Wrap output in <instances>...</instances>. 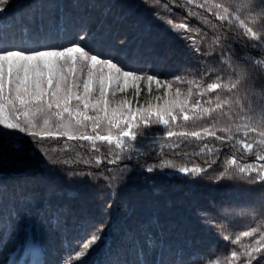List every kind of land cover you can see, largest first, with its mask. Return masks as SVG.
I'll return each instance as SVG.
<instances>
[{
    "label": "trees",
    "instance_id": "obj_1",
    "mask_svg": "<svg viewBox=\"0 0 264 264\" xmlns=\"http://www.w3.org/2000/svg\"><path fill=\"white\" fill-rule=\"evenodd\" d=\"M55 2L62 5H92L109 4L113 0ZM132 2L136 6L134 19L149 24L154 35V51L146 56V63L152 66L149 74L157 75L161 81L172 82L174 89L179 87L186 92L191 88L194 101L215 100L217 96L225 100L236 99L243 97L248 88L264 91V77L259 74L230 90L231 82L239 79L234 54L255 63L257 60L264 62V51L253 48L246 37L237 34L242 33L238 24L220 21L209 10L212 3L220 4L225 0H147L148 6L140 3V0ZM110 21L111 16L99 7L69 10L68 25L79 26L83 23L90 32L99 34ZM46 23L63 34L66 26L63 15L58 21L46 17ZM185 23L188 25L187 31L179 27ZM169 25L175 31L169 30ZM0 27L20 31L27 39L34 26L30 21L17 24L13 20V13L9 12L0 19ZM121 27L122 30L127 28V23ZM182 36L189 37L195 43L189 45ZM64 46H68L67 42ZM93 46V43L88 45ZM195 48H198V52L193 51ZM156 57L160 58L159 61ZM177 76L180 77L179 81L175 80ZM209 83H222L229 87L201 97L199 92ZM140 88L139 97L132 89L117 93V96L144 104L157 95H163V89L157 92L155 84L151 93L146 82L142 81ZM222 112L224 115L214 112L211 117L202 118L195 124L181 120L173 131H202L214 127L219 136L223 135L220 130L230 120L243 122L236 104L231 108L225 105ZM166 131L163 125H152L144 129L136 141H127L123 151L107 142L93 144L67 137L50 138L41 148L48 153L44 161L56 165L54 168L46 166L39 155L27 151L28 141L25 140L19 155L13 154L17 151L13 148L8 155L0 157V201L7 202L18 187L26 186L41 200L51 197L64 206L65 211L72 214L69 216L70 224L73 218H86L95 223V227L87 232L77 228L63 236L44 234V242L53 246L59 264H105L109 249L115 248L121 241L123 233L117 225L125 230L134 229L138 222L149 219L153 213L160 214L161 222L170 228L174 242L184 249L183 260L176 264H231L233 251L242 252L245 246L255 245L264 236V212L261 211L264 184L255 178L254 173L252 180L245 179L248 173L238 174L235 178H219L226 170L235 169L239 173L240 168L261 164L259 157L264 156L261 137L258 133L244 136L241 132L236 134L234 140L221 143L206 135L169 139ZM241 141L252 143L253 148L244 149ZM129 155L133 163L139 160L145 174L138 176L133 171L127 184L118 185L116 177L128 165ZM233 159L235 164L232 163ZM161 163L164 167H161ZM148 167L158 170L148 174ZM182 167H195L203 171L195 178L179 172ZM69 173L75 175L70 176ZM85 173L91 179H79ZM105 180H110L111 187L104 183ZM48 185H55L57 192L53 194L47 191ZM193 205L198 210H204L202 214L208 217L206 221L201 222L196 218ZM105 224L107 227H104ZM25 228L21 220L8 237L0 230V264H12L13 260L21 258L22 253H15L17 246L27 239ZM97 228L104 230L97 232ZM253 229L256 231L251 236H243V232H252ZM93 234L102 238L94 247L85 249L78 256L77 253ZM238 236L239 240L236 239Z\"/></svg>",
    "mask_w": 264,
    "mask_h": 264
},
{
    "label": "snow or ice",
    "instance_id": "obj_2",
    "mask_svg": "<svg viewBox=\"0 0 264 264\" xmlns=\"http://www.w3.org/2000/svg\"><path fill=\"white\" fill-rule=\"evenodd\" d=\"M140 3L148 6L147 0H140ZM79 7L104 9L111 16V21L99 34L88 31L83 23L69 26L70 8ZM135 7L132 0L92 5H62L55 0H0V19L11 12L17 24L30 21L34 26L27 39L20 31L0 27V157L8 155L13 148L17 149L13 154L19 155L27 140V151L39 155L46 166L54 168L56 165L43 159L48 153L41 145L47 139L67 137L93 144L107 142L123 151L127 141H136L143 130L152 125L165 126V135L169 139L206 135L224 143L234 140L237 133L242 132L244 136L258 133L260 143L264 145V91L248 88L243 97L236 99L225 100L217 96L215 100L194 101L191 88L186 92L179 87L174 89L172 82L161 81L157 75L149 74L152 66L146 63V56L154 51V35L149 24L134 19ZM209 10L220 21L238 24L242 33L237 34L246 37L253 48L264 51V0H225L220 4L212 3ZM61 15L66 25L63 34L46 23V17L58 21ZM129 20L133 22L128 23ZM125 23L127 28L122 30L121 26ZM179 27L187 31L188 25L185 23ZM169 30L175 31L171 25ZM181 38L188 40L189 45L195 43L187 36ZM65 42L68 46H64ZM89 43L94 46L88 47ZM193 51L198 52V48ZM234 55L239 79L231 82L230 90L237 88L241 82L251 80L256 74L264 77V62L257 60L252 63ZM159 59L156 57L157 61ZM175 80L179 81L180 77H175ZM142 81L146 82L150 93L155 84L157 92L163 89V95H157L144 104L117 96V93L132 89L139 97ZM225 87L229 86L209 83L199 95L203 97L208 92ZM233 104L239 106L243 122L230 120L220 130L223 135L218 136L214 127L202 131H173L181 120L195 124L202 118L211 117L214 112L224 115V106L231 108ZM241 143L244 149L253 148L252 143ZM127 159L128 165L116 177L118 185L127 184L133 171L138 176L145 174L139 160L133 163L130 155ZM259 159L261 164L258 166H245L239 169V173L235 169L226 170L219 179L248 173L245 179L252 180L254 173L255 178L264 184V156ZM232 163H236L235 159ZM161 167H164L163 163ZM157 170L148 167L147 173ZM202 171L195 167L179 169L185 176L195 178ZM69 175L74 176L75 173ZM86 178L91 179L87 173L79 177L81 180ZM104 183L111 187L110 180ZM47 191L55 194L56 186L48 185ZM192 211L201 222L208 219L202 214L204 210H198L195 205ZM261 211L264 212V205ZM70 215L51 197L41 200L26 186L18 187L7 202L0 201V230L5 237L21 220L26 225L27 239L17 246L15 253H22V256L18 261L13 260L12 264H59L53 246L44 242V234L63 236L73 229L87 232L95 227V223L86 218H73L70 224ZM117 228L123 233L121 241L115 248L109 249L105 264H176L185 256L183 247L174 242L170 228L161 222L159 213L138 222L134 229L125 230L120 225ZM103 230L96 229L101 233ZM255 231H245L243 236L249 237ZM101 238L91 235L77 255L94 247ZM231 257V264H236V261L239 264H264V236L255 245L245 246L242 252L233 251Z\"/></svg>",
    "mask_w": 264,
    "mask_h": 264
}]
</instances>
